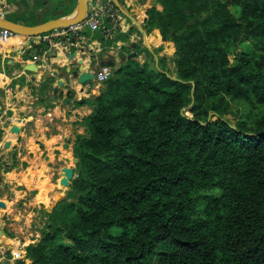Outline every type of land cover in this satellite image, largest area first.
<instances>
[{
    "label": "trees",
    "instance_id": "trees-1",
    "mask_svg": "<svg viewBox=\"0 0 264 264\" xmlns=\"http://www.w3.org/2000/svg\"><path fill=\"white\" fill-rule=\"evenodd\" d=\"M28 1L5 18L76 5ZM154 1L146 26L173 42L174 74L130 58L86 100L70 187L15 264H264V113L221 117L226 97L264 105V0Z\"/></svg>",
    "mask_w": 264,
    "mask_h": 264
},
{
    "label": "crops",
    "instance_id": "crops-1",
    "mask_svg": "<svg viewBox=\"0 0 264 264\" xmlns=\"http://www.w3.org/2000/svg\"><path fill=\"white\" fill-rule=\"evenodd\" d=\"M16 1L0 0V16L22 10ZM113 2L122 15L118 27L86 30L81 40L54 37L37 42L33 36L24 46V36L0 38V227L9 242L0 243V264L29 261L26 246L40 239L48 214L66 196L68 187L59 183L62 168H74V143L86 134L85 118L92 110L86 100L99 93L101 84H80L65 67L82 60L83 69L93 72L102 62L114 69L135 58L166 70L164 58L167 65L173 58V42L146 26V10L154 0ZM69 52L75 54L72 60ZM30 62L37 72L21 65ZM13 124H18V132L11 131ZM12 160L15 165L8 168Z\"/></svg>",
    "mask_w": 264,
    "mask_h": 264
},
{
    "label": "water",
    "instance_id": "water-1",
    "mask_svg": "<svg viewBox=\"0 0 264 264\" xmlns=\"http://www.w3.org/2000/svg\"><path fill=\"white\" fill-rule=\"evenodd\" d=\"M38 1L45 2V0H38ZM87 3H88V0H77L79 14L78 13L76 14L74 12L76 11V8H75V10L68 15L50 19V20H47L45 22H42V23H39L33 26H25L20 23L9 21L5 17L0 16V28L10 30L15 34L21 35L22 37L24 36L25 38L23 39L24 40L23 45L27 46L30 43V38L33 36H37L46 31L56 29L59 27H63V26H67L69 24H73L81 20L87 11ZM146 14H147V10H146ZM162 40H165V37H162ZM68 55H69L68 57L69 60H72L75 56L74 52H69ZM21 65L25 70L33 71V72L38 71V67L36 66L34 62L22 63ZM111 65L112 64H110L109 62H102L100 63L99 66H111ZM95 70L93 72L85 71L82 66V60H78L77 64L70 62L69 65L65 67V71L67 73L71 72V75L74 78H77V81L80 84L93 81L95 79ZM58 84L61 85L62 80H59ZM7 115H11V112L7 111ZM6 126H7V123L4 124V127ZM11 131L18 132L19 131L18 124H13L11 127ZM5 146L8 147L9 143L6 142ZM77 161L78 159L74 157L73 162L76 163ZM62 175L63 176L59 179V183L66 187L67 185H69L72 178L74 177V168L73 167H63ZM0 204L2 205V202H0ZM0 243H2L3 245H9L8 238L7 236L4 235L1 227H0Z\"/></svg>",
    "mask_w": 264,
    "mask_h": 264
},
{
    "label": "built area",
    "instance_id": "built-area-1",
    "mask_svg": "<svg viewBox=\"0 0 264 264\" xmlns=\"http://www.w3.org/2000/svg\"><path fill=\"white\" fill-rule=\"evenodd\" d=\"M121 18V12L115 6L113 0H88L87 11L81 20L56 28L47 34L42 33L35 38L37 42H43L54 37H72L81 40L84 39L86 30L95 32L106 28V25L117 28ZM12 36H15V33L10 30L2 29L0 32V38L3 41L9 40ZM111 74V66H99L95 70L94 81L102 84Z\"/></svg>",
    "mask_w": 264,
    "mask_h": 264
},
{
    "label": "rangeland",
    "instance_id": "rangeland-1",
    "mask_svg": "<svg viewBox=\"0 0 264 264\" xmlns=\"http://www.w3.org/2000/svg\"><path fill=\"white\" fill-rule=\"evenodd\" d=\"M28 4H29V6H32L33 1H28ZM246 45H247V43H242V42H235L234 45H231L230 50H229V59L231 61H233L235 56H236V53L238 51H240V49L245 48ZM163 65H164V67H166V70L168 71V73L170 75L174 74L175 67H174V63H173L172 59L170 60L169 65H167V62L164 58ZM101 86H102V84L100 85V87ZM226 101L228 103V107L226 109V112L224 114H222L221 117L223 119H226V120L232 122V123H234L235 121H237L239 119L246 120L247 122H252L256 118H258L262 113H264V105H254V104H250V103H248L244 100H241V99H232L231 97H226ZM186 113H188L187 110H186ZM216 117H218V115H216L212 112H209L208 116H207V118L209 120L215 119ZM75 165H76V163H75ZM75 165H74V167H75ZM66 187H68L67 188V190H68L70 187V183ZM66 193H67V191H66ZM67 200H69V198L66 199V201ZM70 213L71 212H69V211L61 213L60 216L57 217V219L63 220L65 218H67V216Z\"/></svg>",
    "mask_w": 264,
    "mask_h": 264
},
{
    "label": "bare ground",
    "instance_id": "bare-ground-1",
    "mask_svg": "<svg viewBox=\"0 0 264 264\" xmlns=\"http://www.w3.org/2000/svg\"><path fill=\"white\" fill-rule=\"evenodd\" d=\"M78 9H79V8L76 9V13H78Z\"/></svg>",
    "mask_w": 264,
    "mask_h": 264
}]
</instances>
